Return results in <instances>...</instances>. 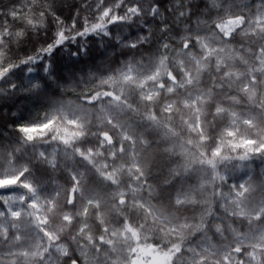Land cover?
Here are the masks:
<instances>
[{
    "label": "snow or ice",
    "instance_id": "snow-or-ice-1",
    "mask_svg": "<svg viewBox=\"0 0 264 264\" xmlns=\"http://www.w3.org/2000/svg\"><path fill=\"white\" fill-rule=\"evenodd\" d=\"M18 94L39 110L0 103V264H264V0H14Z\"/></svg>",
    "mask_w": 264,
    "mask_h": 264
},
{
    "label": "trees",
    "instance_id": "trees-1",
    "mask_svg": "<svg viewBox=\"0 0 264 264\" xmlns=\"http://www.w3.org/2000/svg\"><path fill=\"white\" fill-rule=\"evenodd\" d=\"M14 0H0V7L3 6H12ZM18 6V5H17ZM6 10V9H5ZM65 15H68L67 9H65ZM131 33H135V29L131 30ZM74 47V46H73ZM90 51L87 56H81L79 60L81 61L76 65L78 69H88L92 67L93 63L100 64L101 59L103 57L104 49L99 47L98 42H91L88 45ZM22 54V53H21ZM71 61L61 60V65L64 66V76H69L70 70L67 65H70ZM63 98L66 100H75V95L72 94L71 90L69 92L63 94ZM0 103H6L8 107H5L3 111L7 113L9 108H11L12 112L22 111L25 116L29 115V113H34L35 111L39 110V106L37 105L35 99H28L26 98L25 94H18L11 100L8 101H0ZM14 105V106H13ZM63 182V181H61Z\"/></svg>",
    "mask_w": 264,
    "mask_h": 264
}]
</instances>
